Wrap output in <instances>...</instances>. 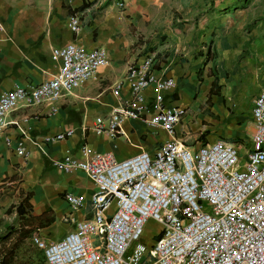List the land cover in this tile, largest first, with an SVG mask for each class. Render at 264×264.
Segmentation results:
<instances>
[{"label": "crops", "instance_id": "0c3cea01", "mask_svg": "<svg viewBox=\"0 0 264 264\" xmlns=\"http://www.w3.org/2000/svg\"><path fill=\"white\" fill-rule=\"evenodd\" d=\"M120 1L122 8L116 6ZM150 1L0 0V95L15 86L29 89L48 80L55 72L50 51L66 44L84 50L100 48L107 57L106 65L71 94L55 103L18 108L6 117V121H19L25 136L9 126L5 134L10 136L11 147L0 142V204H7L3 197L9 188L26 195L22 216L46 243L62 238L76 222L91 218L89 197L96 190L84 173L75 169L64 173L55 163L79 158L82 145L123 160L140 152L152 154L170 141L166 133L141 120H123L115 139L94 130L96 118L105 119L112 107L131 100L126 70L145 55L153 57L154 77L174 83L172 90L161 93L162 105L185 109V117L174 127L176 139L190 150L216 141L235 145L238 151L252 148V100L264 77V32H258V23L244 30L247 17L239 13L216 28L213 40L215 33L203 27L207 26L203 18L197 25L181 28L184 35L171 37L172 46L158 43L133 48L131 28L147 34L163 12L162 1L151 10ZM72 14L79 18L76 34L67 26ZM215 18L220 23L225 16ZM142 20L151 22L144 25ZM213 81L216 93L209 95ZM142 94L145 105L154 110L153 86ZM67 131H71L69 137L55 139ZM16 145L27 157L16 155ZM66 193L82 197L81 207L70 208L63 200ZM7 226L0 223L2 229ZM4 234L1 231L0 237ZM30 246L41 261V252Z\"/></svg>", "mask_w": 264, "mask_h": 264}, {"label": "built area", "instance_id": "2783aa9c", "mask_svg": "<svg viewBox=\"0 0 264 264\" xmlns=\"http://www.w3.org/2000/svg\"><path fill=\"white\" fill-rule=\"evenodd\" d=\"M116 6L122 8L123 2ZM67 26L76 34L78 16L70 15ZM50 59L55 72L48 80L29 89L15 86L0 95L4 146L11 147L5 134L9 126L25 136L19 121H6L8 114L55 103L107 63L103 49L84 50L73 43L52 49ZM152 68L150 55L127 68L131 100L112 107L105 119L96 118L94 130L115 139L123 120H141L166 133L170 141L152 154L140 152L123 160L82 145L79 158L55 163L64 173H84L96 190L89 197L90 219L76 222L52 243L31 236V245L42 254L40 264H264V77L252 100V148L241 158L235 145L216 141L190 150L176 139L174 127L185 109L162 105L161 93L172 90L174 83L154 77ZM149 86L154 90V110L148 109L142 94ZM70 135L67 131L55 139ZM14 152L27 157L19 145ZM63 200L72 209L83 203L82 197L69 193ZM146 220L158 225L148 247L140 242Z\"/></svg>", "mask_w": 264, "mask_h": 264}, {"label": "rangeland", "instance_id": "374dc122", "mask_svg": "<svg viewBox=\"0 0 264 264\" xmlns=\"http://www.w3.org/2000/svg\"><path fill=\"white\" fill-rule=\"evenodd\" d=\"M160 1H162L160 10H163V12L160 13L156 21L154 19L155 25L149 26L147 34H142L136 27L131 28L130 33L133 48H139L144 45L154 47V45H161L162 43L172 46L174 42L171 41V37L175 38L176 35L178 37L184 35L185 32L182 33L180 31L181 28L186 27V25L190 23L197 25L201 20L203 21V18L206 19L205 23L207 25H203V27L208 30L211 29L212 32L215 33L211 38L214 40L217 34L215 32L216 28L220 27V25H225V22H230L232 18L235 17L234 15L239 13H242L247 17V24L244 30L248 29L249 31L258 23V32H264V0ZM156 2H159V0H151L147 7L152 9ZM228 11L230 12V15L223 14ZM219 15L220 17L225 16L223 22L219 23L216 18V20H213L214 17H218ZM142 21L144 22V25L150 24L151 22V20ZM151 27L152 29L150 30ZM221 55L222 54L220 53V56ZM240 149L241 150L238 151L239 155L246 153V148L241 147ZM9 191L10 188L7 189V191H4L3 197V200L8 201L7 204H0V223L8 225L10 230L12 229L16 232L11 233L8 238L4 237V239H1L3 237H0V264H40L39 253L30 246V238L35 235L32 232V228H30V224L26 223L22 218H17L14 214V210L11 211L9 209L6 212L9 204L15 205L16 202L20 200L17 188H13L10 192ZM6 230L7 227L5 229L0 227V232H5ZM157 230L158 225L155 222L146 220L142 225L140 242L144 244L145 247H148V245L154 241L153 236ZM56 240L58 241V239ZM134 244L135 243L133 242L129 244L125 255L130 254Z\"/></svg>", "mask_w": 264, "mask_h": 264}, {"label": "trees", "instance_id": "16d2710c", "mask_svg": "<svg viewBox=\"0 0 264 264\" xmlns=\"http://www.w3.org/2000/svg\"><path fill=\"white\" fill-rule=\"evenodd\" d=\"M85 5L86 4H82V6H81V8H83V7H85ZM215 88V89H214ZM216 89H217V87H216V85H215V82L213 81L212 82V85H211V87H210V91H209V95H212V94H215L216 93ZM26 199H27V196L25 195H20V200L16 203V205H10L9 207H8V209L6 210V212L9 210V209H11V208H13L14 209V212H15V215L18 217V218H22V219H24L23 218V214H25V212H26V206L24 205V203L26 202ZM25 220V219H24ZM10 227H8L7 226V230L4 232V233H6L7 232V234H4L2 237L3 238H1V239H4V237H6V238H8L9 237V235L11 234V233H13V232H16L15 230H10L9 229ZM5 238V239H6Z\"/></svg>", "mask_w": 264, "mask_h": 264}]
</instances>
